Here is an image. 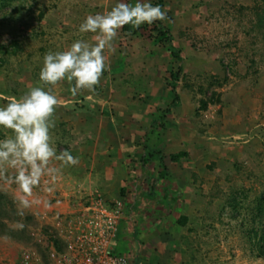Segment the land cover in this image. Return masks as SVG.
<instances>
[{"label":"rangeland","instance_id":"1","mask_svg":"<svg viewBox=\"0 0 264 264\" xmlns=\"http://www.w3.org/2000/svg\"><path fill=\"white\" fill-rule=\"evenodd\" d=\"M22 1L24 10L16 11L12 17L13 7L21 0H13L9 4L0 0V46L10 50L11 41L17 40L23 47L17 54L3 56L4 62H0V105L38 84L45 54L67 50L78 39L94 42L95 34L79 33V25L88 15L103 13L117 3V0ZM154 1L151 3L155 6ZM161 9L167 17L161 22L169 28L173 46L154 31V22L147 24L141 35L131 39L133 43H129L128 35H120V32L105 53L112 55L117 48L123 52L127 48L133 58L139 56L136 61L139 72L143 65L144 69L152 68L150 61L145 63L142 60L145 57L144 43L149 48L152 41L155 47H165V51H180L181 58L174 67L175 72L179 66L183 70L177 84V91L184 99L180 103L184 108L179 115L193 122V133L189 135L188 143L198 152L189 156L195 162L189 159L185 165H194V174L200 180L195 192L189 194L192 205L187 213L191 218H200L209 233L199 238L203 253L208 252L205 255L207 263L203 264H264V257L256 256V246L251 245L243 230L253 224L258 228L259 220L263 218L256 216L255 201L264 192V0H164ZM40 13H43L42 18H39ZM69 88L67 81L49 88L58 100L53 116L55 126L51 130L58 154L89 146L88 141L74 139L75 134H71L75 128L73 124L72 128L69 126L75 121L72 114L82 107L78 103L82 104L77 102L79 98L66 93ZM200 88L207 96L216 93L221 101L198 111L194 97L199 98ZM90 128L93 131L94 127ZM9 135L10 130L0 128V139ZM212 161H215V167L208 169L207 165ZM82 163L79 157L78 163L72 166L61 167V162L51 161L49 166L58 171L42 177L31 194L22 192L18 185L9 182L7 178L15 170L0 166V221L12 230L10 235H4L7 229L0 226V257L7 256L0 261L4 264L17 261L23 248L28 247L35 237L46 233L44 229L51 228L49 218L54 217L55 221L57 214L71 211L72 201L91 191L80 188L76 192L73 186L74 182L87 177L82 173L86 164ZM157 164L162 169L159 162ZM158 172L156 165L147 180L155 181ZM163 179H174L169 169ZM235 185H242L248 191L247 196L232 194ZM130 192L118 191L117 194L125 198L124 202L120 196L107 200L103 192L99 194L107 205L122 203V221L128 219L133 193L130 195ZM151 192L148 188L147 193ZM230 194L242 202L239 212H234L225 203ZM25 200L28 201L26 206ZM177 203L180 205V200ZM60 205H64V211H67H62L63 208L60 213L51 210ZM177 206L170 212L178 215L180 208ZM178 233H181L183 242L187 241L184 237H189V241L198 237L186 227H179ZM120 236L119 232L113 247L116 249L120 244L126 249L127 242ZM190 254L188 248L182 263L190 259ZM178 260L181 263L180 257Z\"/></svg>","mask_w":264,"mask_h":264},{"label":"crops","instance_id":"2","mask_svg":"<svg viewBox=\"0 0 264 264\" xmlns=\"http://www.w3.org/2000/svg\"><path fill=\"white\" fill-rule=\"evenodd\" d=\"M119 33L126 35L122 30ZM94 36L96 38V34ZM126 38H129V43H133L136 36ZM145 44V57L142 60L145 63L150 61L152 68L144 69L142 64L143 69L138 72L136 61L139 56L135 59L127 48L124 53L116 47L117 51L114 50L116 52L112 55L104 53L108 67L95 86V91H81L76 95L79 98L77 102L82 104L78 105L82 107L71 113L75 117V121L69 124L71 128L72 124L75 127L71 134H75L74 139L88 141L89 146L84 145L79 151H71L75 156L78 155L82 164H86L82 173L87 174L84 180L74 182L73 186L76 192L80 188L103 192L107 200L119 197L117 193L120 190L133 192L128 219L120 221L119 225L120 239L125 240L127 246L124 249L119 244L116 248L119 253L129 256L131 264H186L188 259H185V263L182 261L188 248L180 238L181 233H178L179 227L175 221L180 215L191 217L187 213L192 205L189 194L194 193L198 181L200 183L198 178L193 180L194 165H185L190 155L198 153L188 143L193 122L179 115L184 108L180 105L184 99L178 93L177 86L176 92L170 87V73L175 72L174 67L179 59L170 50L165 51V47L164 50L155 47L152 41L150 48ZM66 93L72 95L69 89ZM175 94L179 96L178 105H173ZM90 127H94L93 131ZM146 146L164 156V164L174 179H162L156 183L147 180L156 165L158 171L162 169L158 167L156 158L145 163ZM180 151L188 152V157L172 162L170 155ZM190 162L195 161L190 159ZM153 185L154 191L147 193V189ZM119 198L124 202L125 198ZM177 200H180V205ZM175 206L180 208L179 212V209H174L178 215L170 212ZM51 210L60 213L65 210V206L60 205ZM53 218L48 219L49 224L54 223ZM4 255L0 258L5 259L7 256ZM0 264L4 262L0 261Z\"/></svg>","mask_w":264,"mask_h":264},{"label":"clouds","instance_id":"3","mask_svg":"<svg viewBox=\"0 0 264 264\" xmlns=\"http://www.w3.org/2000/svg\"><path fill=\"white\" fill-rule=\"evenodd\" d=\"M166 18V12L151 0H117L110 10L90 14L79 25V33L96 34L94 42L78 39L67 50L45 54L38 84L0 105V128L10 130L9 136L0 139V166L15 170L9 182L31 194L42 177L58 171L49 166L51 161L61 162V167L78 163V157L67 150L58 154L54 145L51 130L58 100L50 86L67 81L73 96L94 92L108 67L105 50L111 48L119 30L125 25L138 29Z\"/></svg>","mask_w":264,"mask_h":264},{"label":"built area","instance_id":"4","mask_svg":"<svg viewBox=\"0 0 264 264\" xmlns=\"http://www.w3.org/2000/svg\"><path fill=\"white\" fill-rule=\"evenodd\" d=\"M83 196L72 201L71 211L57 214L48 232L23 248L15 264H131L113 247L122 203L109 206L98 191Z\"/></svg>","mask_w":264,"mask_h":264},{"label":"trees","instance_id":"5","mask_svg":"<svg viewBox=\"0 0 264 264\" xmlns=\"http://www.w3.org/2000/svg\"><path fill=\"white\" fill-rule=\"evenodd\" d=\"M12 1L13 0H3V3L5 2L4 4H9V2L11 3ZM128 2H133V0H129ZM153 3L155 5H159L162 8L164 0H155ZM21 10H24V4H23L22 0L18 5L13 7V10H12V13L10 14V16L14 17L15 16L14 13H16V11L19 12ZM42 17H43V13H40L39 18H42ZM146 29H147V24L141 25L138 29L133 28L130 25H125L121 28L122 32L128 36L141 35V32L146 30ZM153 29H154V31H157L158 35L161 36L163 39H165V41H168L170 46L172 45L173 39L171 37V34L169 33V30L163 26L161 21H156L155 25L153 26ZM10 48L11 49L9 50L6 47H4L3 45L0 46V51H2V58L0 60L1 63L4 62L3 56H6L8 54H17L18 52L23 50V47L20 45V42L17 40L11 41ZM171 53L177 59L181 58L180 57V51L178 49L173 50ZM182 71H183L182 68L179 66L177 72H171L170 73V79H171L170 87H171L173 92H176L175 88L178 84L179 74ZM186 86L189 87V85L187 83H186ZM198 92H199V98L196 99V97H194L196 104H197V110L198 111L206 110L209 105H212V104H215V103L221 101L220 97L217 96L216 93H212L211 96H207L202 88H200ZM178 102H179V96L177 94H175V98L173 100V105H178ZM167 110L169 111V109H167ZM166 112H164V116H165ZM188 155H189L188 152L180 151L178 153L170 155V160L172 162H177V161L181 160L182 158H187ZM152 158H156L158 160L160 166L162 167V170L158 172L157 177L155 178V183H156L157 181H160L161 179H163L167 176L168 170H167V166H165V164H164V156H162L161 153L159 151H157L156 149H151L148 146H146L145 160H144L145 163H148ZM207 167H208V169H213L215 167V161L210 162L207 165ZM193 180L194 181L197 180V175L194 174ZM154 185L150 187L151 191L154 190V188H155ZM234 192L243 195V197H246L248 191L245 190V188H243L242 185H235L232 187L231 193L233 194ZM1 199L2 198L0 197V205H2ZM255 202H256L255 208H256V212H257L256 216L257 217L263 216V218L262 217L260 218L261 220H259V227L258 228L255 227L253 224L249 229L243 228V230L247 234V239L249 242H251V245L256 246L255 247L256 256L263 258L264 257V192L260 193V196L257 197ZM225 203H227V205L234 212H239V208L242 207V202L240 201V199L236 198V196H231V194L227 197V199L225 200ZM255 219H256V217H254L253 220L255 221ZM175 224H177L178 227H180V228L186 227L187 231H189L190 233L193 232L194 235L195 234L198 235V237H196L197 239L193 240V241L192 240L189 241L190 240L189 237H186V238L184 237V239L187 240L185 242V244L187 245V247L191 251L190 259L188 262H186V264L207 263L206 259H205L206 258L205 255H208V252L203 253L202 248H201V244L199 243V241H200L199 238H201L203 235L209 234L207 227H206V224H203L200 218H195V217L191 218V217L186 216V215H180L179 217H177ZM0 226L7 229L6 232L3 233L4 235H10L12 230H10V228L7 227L4 222L0 221ZM44 231L47 233L48 229H44ZM198 232H200L201 236ZM51 240L56 245H58L59 241L55 240L54 238H52Z\"/></svg>","mask_w":264,"mask_h":264}]
</instances>
